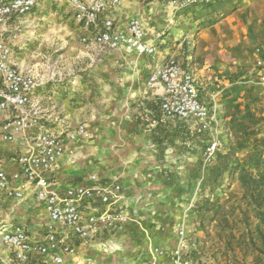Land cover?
Segmentation results:
<instances>
[{
	"label": "crops",
	"instance_id": "0c3cea01",
	"mask_svg": "<svg viewBox=\"0 0 264 264\" xmlns=\"http://www.w3.org/2000/svg\"><path fill=\"white\" fill-rule=\"evenodd\" d=\"M233 5L237 8L233 9ZM225 6L233 12L199 35L195 45H191V48L195 46L192 55L184 53L181 44L170 52L174 43H170L164 35L168 33L167 36H171L173 32H177L174 33L176 36L182 34L181 30L185 28L181 25L183 18L186 20L191 14L197 15L211 6L175 12L160 2L121 0L120 7L113 9L108 16L119 29H124L131 18H138L145 30V41L157 49L154 60L143 56H123L119 52L97 58L81 42L84 33L75 22L81 56L88 60L79 62L83 67L85 65L84 70L88 68L92 76H96L98 88L95 105L90 107L85 103L80 108L74 107L77 98L84 103L92 93L86 87L78 89V85L71 82H75V78L71 81L66 79L65 86L47 82L38 91L35 100L42 101L44 114L59 117L56 123L47 125L52 132L58 134L65 128L75 129L82 124L89 134L88 139L78 138L67 143L66 148L72 154L67 151L60 157L55 179L62 186L84 182L92 175L118 182L128 221L109 237L108 243L118 247L112 253L100 250L99 243L108 235L89 245L74 241L75 253L64 256L61 264H148L150 250L154 248L166 251L163 259L166 262L177 241L174 225L184 220L186 229L191 230V217L188 215L184 219L183 215L188 205V193L184 192V197L177 194L173 181L178 176L183 181L189 180L192 173L182 171L178 174V169L172 172L165 170L173 166L179 157L167 154L169 145L164 136L169 129L165 123L167 119L159 110L162 90L158 85L147 88L145 81L156 66L170 57L176 60L183 72H193L199 83V94L200 89L207 88L205 99L208 94L214 98L219 94L220 91L211 92L210 89L220 74L231 75L232 67L239 64L245 66L247 61L251 63L249 72L245 70L241 74L253 75L256 81V63H264V0H234ZM61 7L67 9L74 20L71 10ZM177 26L182 28L175 30ZM18 62L25 68L31 67V61ZM32 70L45 81L50 76V73L39 71L35 66ZM54 76L51 74V78ZM167 122L195 129L192 121ZM12 146L19 151L25 149L20 140L4 148L0 153V163L6 167L10 165L6 151ZM26 193L23 202L7 200L0 194V223H23L32 234H42L45 213L34 197ZM0 257L9 259L13 255L9 249H0Z\"/></svg>",
	"mask_w": 264,
	"mask_h": 264
},
{
	"label": "built area",
	"instance_id": "2783aa9c",
	"mask_svg": "<svg viewBox=\"0 0 264 264\" xmlns=\"http://www.w3.org/2000/svg\"><path fill=\"white\" fill-rule=\"evenodd\" d=\"M168 5L175 12L203 9L231 0H149ZM47 2L66 6L84 35L81 42L90 53L103 55L122 53L123 56L156 57L155 45L145 41V30L138 18H131L124 29L116 27L108 16L121 5V0H0V153L18 140L25 147L13 146L8 154L9 166L0 163V194L7 200L23 202L29 192L42 207L46 222L42 234H32L23 223H0V249H9L16 262L30 264H61L63 257L73 255L74 241L89 245L99 237L112 234L128 221L122 206L123 194L118 182L92 175L84 182L62 186L56 182L57 162L65 153L67 143L78 138L88 139L85 125L65 128L54 133L49 127L59 117L46 116L38 91L51 81L43 80L33 68L21 66L14 49L22 51L25 43H16L19 27L41 4ZM256 63V85L264 105V65ZM198 82L192 71L183 72L172 57L156 66L145 81L147 88L158 85L162 93L159 110L167 120L192 121L197 129L216 134L219 116L215 104L205 103L199 94ZM264 140V129L260 133ZM218 143L213 139L207 152H214ZM5 152V151H4ZM7 170L11 172L8 173ZM103 248L104 243H99ZM191 246V245H190ZM182 229L165 262L166 251L150 250L148 264H214L197 261Z\"/></svg>",
	"mask_w": 264,
	"mask_h": 264
},
{
	"label": "rangeland",
	"instance_id": "374dc122",
	"mask_svg": "<svg viewBox=\"0 0 264 264\" xmlns=\"http://www.w3.org/2000/svg\"><path fill=\"white\" fill-rule=\"evenodd\" d=\"M233 1L216 3L197 15L191 14L186 20L183 18L181 25L185 28L181 30L182 34L176 36L174 33L177 32H173L171 36H167L168 33L164 35L170 43H174L170 52L181 44L184 53L193 55L195 46L191 48V45H195L205 29L237 8L236 5L232 6L233 9L225 6ZM181 28L177 26L175 30ZM78 35L68 10L47 2L34 9L19 27L15 42L25 43V46L22 51L15 48L14 52L17 61H31L30 68L35 66L39 71L50 73V76L55 74L50 84L65 86L67 80L75 78V82H71L78 85V89L86 87L92 94L84 103L77 98L74 107L80 108L85 103L93 107L98 88L96 76H92L88 68L84 70L85 65L83 67L79 62L88 60L81 56ZM156 43L160 44L159 41ZM250 64L247 61L245 66L236 65L232 67L231 75L216 77L210 89L211 92L220 91L216 98L208 94V100L205 99L208 90L200 89L203 101L217 106L219 126L216 134L209 135L196 126L192 129L180 123L172 125L167 122L171 120L165 122L169 129L164 136L169 145L167 154L179 157L173 166L165 170L172 172L178 169V174L182 171L192 173L189 180L183 181L178 176L173 181L177 194L184 197L183 193H188V205L183 215L184 219L188 215L191 217V230L186 229L184 220H181L174 225L173 232L177 237V231L183 230L191 245L193 260L214 264H264V246L259 237V231H264V214L257 207L261 205L264 208V174L255 172L246 164L247 156L253 153L261 154L264 160V140L260 138L264 129V106L254 76L241 74L245 70L249 72ZM213 139L218 145L210 153L207 148ZM234 165H239V168L233 170ZM242 178L247 186H243ZM251 193H254L253 197ZM110 236L101 242L106 245L105 248L100 245V250L107 253L118 248L108 243ZM34 261L43 264L41 259ZM0 264L21 263L11 257H0Z\"/></svg>",
	"mask_w": 264,
	"mask_h": 264
},
{
	"label": "trees",
	"instance_id": "16d2710c",
	"mask_svg": "<svg viewBox=\"0 0 264 264\" xmlns=\"http://www.w3.org/2000/svg\"><path fill=\"white\" fill-rule=\"evenodd\" d=\"M246 164L249 168H251L255 172H257L259 174H264V160L262 159L261 154H259V153L249 154L247 156ZM238 168H239V165L238 166L234 165L233 170H237ZM241 171L244 172L245 169H241ZM243 178L241 179V182H243V186H247L245 184V180H243ZM247 191H248V189H247ZM253 194L254 193H251L252 197L254 196ZM257 196H260V195H257ZM263 201H264V197H263ZM257 207L259 208V211L264 214V208L262 209L261 205H257ZM262 226L264 229V222L262 223ZM259 237H260L262 245L264 246V231H259Z\"/></svg>",
	"mask_w": 264,
	"mask_h": 264
}]
</instances>
